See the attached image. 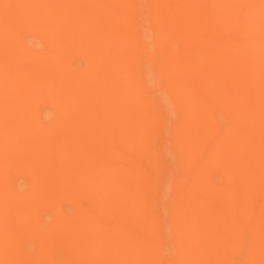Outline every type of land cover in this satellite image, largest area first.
Instances as JSON below:
<instances>
[{"label": "bare ground", "instance_id": "1", "mask_svg": "<svg viewBox=\"0 0 264 264\" xmlns=\"http://www.w3.org/2000/svg\"><path fill=\"white\" fill-rule=\"evenodd\" d=\"M0 264H264V0H0Z\"/></svg>", "mask_w": 264, "mask_h": 264}, {"label": "rangeland", "instance_id": "2", "mask_svg": "<svg viewBox=\"0 0 264 264\" xmlns=\"http://www.w3.org/2000/svg\"><path fill=\"white\" fill-rule=\"evenodd\" d=\"M172 258L170 259V262H171Z\"/></svg>", "mask_w": 264, "mask_h": 264}]
</instances>
